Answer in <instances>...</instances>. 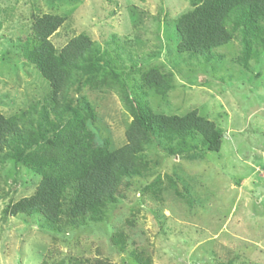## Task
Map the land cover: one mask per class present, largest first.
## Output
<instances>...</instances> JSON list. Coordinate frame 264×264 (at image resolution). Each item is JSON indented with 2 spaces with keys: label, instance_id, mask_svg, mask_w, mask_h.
<instances>
[{
  "label": "rangeland",
  "instance_id": "obj_1",
  "mask_svg": "<svg viewBox=\"0 0 264 264\" xmlns=\"http://www.w3.org/2000/svg\"><path fill=\"white\" fill-rule=\"evenodd\" d=\"M190 1L0 0L4 116L42 103L49 91L18 46L30 34L32 17L49 14L64 19L49 38L57 51L86 36L118 76L99 75L105 84L97 89L81 80L68 90L93 107L88 128L96 145L127 143L132 118L125 95L134 93L156 114L196 110L222 132L217 153L207 152L198 135L189 138L195 150L179 157L169 156L164 144L146 146L142 176L122 182L103 221L60 234L43 229L36 216L3 215L6 206L35 192L39 177L0 162V264H264V52L244 69L236 33L208 60L178 53L175 22L192 9ZM149 70L168 80L164 96L143 85ZM145 186L151 190L144 192ZM119 234L122 245L113 241Z\"/></svg>",
  "mask_w": 264,
  "mask_h": 264
},
{
  "label": "trees",
  "instance_id": "obj_2",
  "mask_svg": "<svg viewBox=\"0 0 264 264\" xmlns=\"http://www.w3.org/2000/svg\"><path fill=\"white\" fill-rule=\"evenodd\" d=\"M190 4L192 9L175 22L178 53L208 60L214 49L227 45L236 33L244 69L253 56L264 52V0H191ZM63 23L55 15L33 16L29 36L18 42L22 59L48 83L44 101L18 115L0 113V162L10 161L39 177L35 192L6 206L3 215L36 216L42 228L54 234L102 222L122 182L142 176L146 146L164 144L169 156L179 157L195 150L189 140L192 136L201 137L207 152H219L222 141L221 130L196 110L184 116L156 114L141 94L134 93V98L125 95L132 118L127 143L117 149H111L108 141L96 145L88 128L95 120L93 107L84 97L70 98L68 90L81 80L97 89L105 84L97 77L108 72L114 79L118 76L86 36L73 38L57 51L49 38ZM141 80L160 96L170 89L166 77L155 70L142 74ZM153 194L158 197L159 192ZM113 241L122 245V235ZM136 257V253L131 256ZM82 264L111 263L94 259Z\"/></svg>",
  "mask_w": 264,
  "mask_h": 264
}]
</instances>
